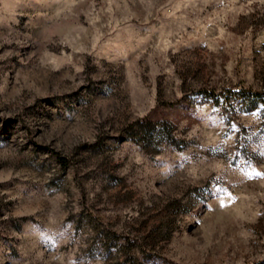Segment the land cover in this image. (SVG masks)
Here are the masks:
<instances>
[{"label":"rangeland","instance_id":"374dc122","mask_svg":"<svg viewBox=\"0 0 264 264\" xmlns=\"http://www.w3.org/2000/svg\"><path fill=\"white\" fill-rule=\"evenodd\" d=\"M223 88L264 89V0H0V264L264 261V106Z\"/></svg>","mask_w":264,"mask_h":264},{"label":"trees","instance_id":"16d2710c","mask_svg":"<svg viewBox=\"0 0 264 264\" xmlns=\"http://www.w3.org/2000/svg\"><path fill=\"white\" fill-rule=\"evenodd\" d=\"M197 93H200L202 96L210 99L213 103L236 102V104L239 105V109L243 112L254 110L259 106H264V89L251 90L249 88H223L217 92L213 90H198ZM148 125L149 123H140L138 124V128L146 132L150 130ZM151 131L157 134L161 130L152 128ZM164 133L165 131L162 130V134ZM166 135V142L175 145L173 138L168 136V134ZM104 238L110 245L115 244V240H118L119 237L109 231L106 233ZM255 264H264V261H260Z\"/></svg>","mask_w":264,"mask_h":264}]
</instances>
